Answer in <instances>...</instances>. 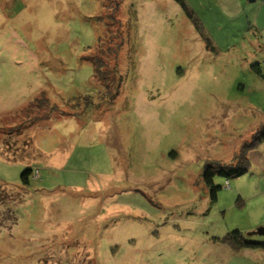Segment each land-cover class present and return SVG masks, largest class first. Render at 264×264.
Returning <instances> with one entry per match:
<instances>
[{"label":"rangeland","instance_id":"obj_1","mask_svg":"<svg viewBox=\"0 0 264 264\" xmlns=\"http://www.w3.org/2000/svg\"><path fill=\"white\" fill-rule=\"evenodd\" d=\"M186 2L202 30L174 0H0V264H264L214 240L261 227L264 178L203 182L264 125V29ZM98 37L121 44L113 103ZM41 92L58 112L25 111Z\"/></svg>","mask_w":264,"mask_h":264},{"label":"trees","instance_id":"obj_2","mask_svg":"<svg viewBox=\"0 0 264 264\" xmlns=\"http://www.w3.org/2000/svg\"><path fill=\"white\" fill-rule=\"evenodd\" d=\"M174 1L182 8L183 11H185V13L191 18V20H193L195 28L197 30H202L203 24L196 22V20L192 17L194 11L188 5L186 0H174ZM114 26L116 25L113 24V26L111 27ZM118 28L119 27H115V29ZM100 39L101 38L98 37V41H97L98 45L95 51L96 54L86 55L84 57V61L89 63L93 69L92 79L97 81L98 85H100V88H103L105 91L106 97L103 96L100 97V101L102 102L103 100H106V102L108 103H113L115 97L118 94V90L122 82V79L120 78L121 76L118 74V66L116 63L121 44L118 46L114 45L116 46V49L111 48L110 46L104 49V47H102V43ZM204 41L206 40L204 39ZM206 42L208 47L209 41ZM92 50L93 48L91 49V51ZM105 59H107L108 61ZM111 61H114L115 63L113 67L112 66L110 67L109 65V62ZM94 102H95V98L91 95H87L83 97L78 96V98L68 101L67 103H65V105H67L68 107H73L74 109H78L80 106H84L86 110H88V109H92ZM41 110L42 111L48 110L49 114L56 113L59 111L55 108V105L50 104V99L47 98L42 92L37 97L33 98L32 104H28V108H26L25 111H30L28 113L30 114V113H39ZM49 114L48 116H41V118H38V120L40 119L47 120L51 118ZM82 114L83 112L81 114L75 113L77 117H80V115ZM61 115L64 114L62 113ZM65 115L74 116L73 114L66 112ZM35 122H37V120L33 121L32 124H35ZM263 140H264V126L257 133H255V135L252 137L251 141L246 145V147H242L239 153L235 154L236 156L234 157V161L231 164L222 165L217 162H214L212 164L206 165L203 173V182L205 183L206 187L209 189L211 198L213 200H216L217 192L219 191V189H221L220 186H216L214 184V178L216 176H221L226 178H237L245 175L249 170V161L247 159L248 151L255 149ZM32 175H33V169L27 168L24 170V172L21 175V188L29 189ZM262 227L263 226H261L260 228ZM258 229L259 227L253 231H257ZM251 237H258V235H254ZM251 237L247 236V234L244 235L241 231L234 230L229 232L225 237L221 239L216 238L214 240L220 243L221 245H224L234 251H241V250L264 251V241H258V240L253 241L250 239Z\"/></svg>","mask_w":264,"mask_h":264},{"label":"crops","instance_id":"obj_3","mask_svg":"<svg viewBox=\"0 0 264 264\" xmlns=\"http://www.w3.org/2000/svg\"><path fill=\"white\" fill-rule=\"evenodd\" d=\"M212 2L218 15L223 17L225 20H239L243 18L244 15L248 18L252 16V13H254L255 19L253 21V25L257 29H264V14L261 16L262 21H259V14L264 10V0H212ZM261 126L262 125H260L258 129ZM250 152L254 154V159H252V161L248 158ZM247 159L249 161L248 172L252 171L251 176L259 177L258 179L264 178V140L255 149L248 151ZM248 172L243 176H247ZM263 212L264 211H262V213ZM260 218L263 219L260 220ZM257 222V226H263L261 224H264V213L260 214L259 221Z\"/></svg>","mask_w":264,"mask_h":264},{"label":"water","instance_id":"obj_4","mask_svg":"<svg viewBox=\"0 0 264 264\" xmlns=\"http://www.w3.org/2000/svg\"><path fill=\"white\" fill-rule=\"evenodd\" d=\"M254 235H258L260 237H264V226L262 228H259L257 231H252L247 233V236L251 237Z\"/></svg>","mask_w":264,"mask_h":264}]
</instances>
